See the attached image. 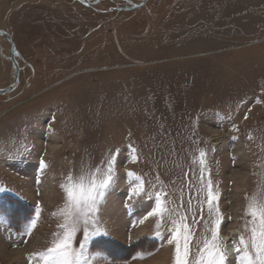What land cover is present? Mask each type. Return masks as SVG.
Segmentation results:
<instances>
[{
  "label": "rangeland",
  "instance_id": "obj_1",
  "mask_svg": "<svg viewBox=\"0 0 264 264\" xmlns=\"http://www.w3.org/2000/svg\"><path fill=\"white\" fill-rule=\"evenodd\" d=\"M126 6L0 0V28L19 53L17 82L0 94V264H40L33 253L60 231L63 178L103 169L110 152L117 175L99 213L108 234H77L85 264H174L170 223L157 237L156 218L143 219L162 185L191 225L195 255L209 227L197 149L220 197L221 239L247 232L246 197L264 189V0ZM10 59L0 37V88L13 83ZM129 171L144 181L138 198Z\"/></svg>",
  "mask_w": 264,
  "mask_h": 264
},
{
  "label": "snow or ice",
  "instance_id": "obj_2",
  "mask_svg": "<svg viewBox=\"0 0 264 264\" xmlns=\"http://www.w3.org/2000/svg\"><path fill=\"white\" fill-rule=\"evenodd\" d=\"M251 139V137H249ZM15 143V141H13ZM21 147H26L23 141ZM207 153L204 149H197L192 157V165L200 166V179L203 182L201 191L204 199L201 204H206L208 209L207 223L209 227L201 237L200 245L195 255L192 254V233L191 225L186 222L185 215H178V210L168 207V193L161 190L154 191V207L146 214L144 220L156 218V233L160 237V228L165 223H170L167 242L174 245V264H226L232 252H242L240 264H264V189L246 197L247 203L244 215L247 218L245 228L247 232H241L234 239L232 247L221 239V223L224 219L219 207V194L215 191V185L211 178V170L205 169ZM115 162L111 152L105 160V167L82 166L78 174L69 173L63 178L60 188L63 191L64 200L58 212L62 220L58 225L59 232L54 233L51 244L44 251L33 253L40 264H85L87 258L81 251L84 243L79 244V249L74 248L77 234L82 231L85 241L88 237L96 235H107L106 228L102 227L99 220L101 205L105 201L107 190L116 179ZM43 167H47L41 161ZM205 172L207 177L205 178ZM126 175L134 177L138 183L130 187V198H138L144 191V181L134 172H127ZM3 190V189H0ZM40 217V209L37 206L34 218L28 222L29 233L36 227ZM143 222V220L141 221ZM94 230H90L89 226ZM238 244V246H237ZM97 256L100 254L97 253ZM91 264V262H89Z\"/></svg>",
  "mask_w": 264,
  "mask_h": 264
},
{
  "label": "water",
  "instance_id": "obj_3",
  "mask_svg": "<svg viewBox=\"0 0 264 264\" xmlns=\"http://www.w3.org/2000/svg\"><path fill=\"white\" fill-rule=\"evenodd\" d=\"M111 1H114V0H111ZM125 1L130 5V7L126 8V9H136V8L142 6L147 0H141L139 3H133L130 0H125ZM0 36L5 37L7 39V41L11 44V60L13 62V65L15 66V75H14L13 83L9 87L0 89V94H3V93H7V92L11 91L13 86L17 82L19 68L17 67L15 55L19 56V54L16 51L15 44L13 43V41H12V39H11V37L7 31L0 29Z\"/></svg>",
  "mask_w": 264,
  "mask_h": 264
},
{
  "label": "bare ground",
  "instance_id": "obj_4",
  "mask_svg": "<svg viewBox=\"0 0 264 264\" xmlns=\"http://www.w3.org/2000/svg\"><path fill=\"white\" fill-rule=\"evenodd\" d=\"M5 38V37H4ZM6 39V38H5ZM5 71L6 69L4 68V65H1V68H0V79L2 78V76L5 74ZM137 219V218H136ZM140 223V220L138 221ZM233 238H236V240L238 241V238L236 237V234L233 232V231H229L227 233L226 236H223L222 239L228 243V246L229 247H232V244L234 243V239ZM238 246V244H237ZM238 253L240 252H232L229 256V259H232L235 255H237Z\"/></svg>",
  "mask_w": 264,
  "mask_h": 264
}]
</instances>
